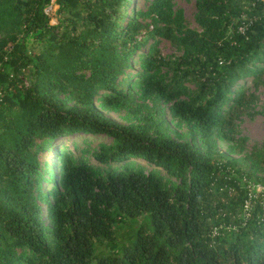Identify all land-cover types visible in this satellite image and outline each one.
I'll return each mask as SVG.
<instances>
[{
    "label": "trees",
    "instance_id": "obj_1",
    "mask_svg": "<svg viewBox=\"0 0 264 264\" xmlns=\"http://www.w3.org/2000/svg\"><path fill=\"white\" fill-rule=\"evenodd\" d=\"M194 9L197 30L170 0H0V264H264V143L241 154L234 123L264 90V0ZM74 135L111 142L92 163Z\"/></svg>",
    "mask_w": 264,
    "mask_h": 264
},
{
    "label": "rangeland",
    "instance_id": "obj_2",
    "mask_svg": "<svg viewBox=\"0 0 264 264\" xmlns=\"http://www.w3.org/2000/svg\"><path fill=\"white\" fill-rule=\"evenodd\" d=\"M151 0H134L135 9L145 11ZM194 2L195 0H170L174 9H179L182 11L183 19L185 25L193 30H197V26L194 23ZM128 11V9H127ZM56 20H49V24L54 25ZM147 20L141 21V24H146ZM139 38H145L144 35H140ZM157 48L159 51L160 57L165 60L170 59L172 56L177 55V52L169 45L168 42L164 40H158ZM145 47L141 48L139 51L143 52ZM137 70V67H133V71ZM131 72V71H130ZM165 70L161 71V75ZM264 81V76L262 78ZM189 89H193V86L189 85ZM247 91L254 94L257 97V100L247 108V111L241 115L234 123L238 133V137L244 138L245 143L243 145L241 154H248L252 149L260 147L264 143V119L258 115L264 108V90L261 86H253L251 83H247ZM100 108V107H99ZM101 109V108H100ZM163 109V121L167 125V134L173 138H179L182 140H188V133L185 127L172 121L167 115L164 107ZM101 112L109 117L110 119L120 123L128 124L130 122H135L133 116L128 113L125 109L118 108L114 111L112 110H102ZM61 144H65L72 156L74 157L77 154L78 150H84V157L91 160L90 153L96 152L101 145H109L110 139L104 136H82L74 135L68 138L62 139L59 141ZM59 143H57L58 145ZM218 148L225 152L226 144L218 143ZM230 156H235L230 154ZM92 163H94L91 160ZM140 162V161H139ZM146 166V165H144ZM148 169V167H147ZM146 169V170H147ZM257 176H264L263 173H257ZM139 223V221H137ZM133 223L131 226L136 227L138 223ZM117 238L119 241H122L125 238L127 232V227L120 225L117 227Z\"/></svg>",
    "mask_w": 264,
    "mask_h": 264
},
{
    "label": "built area",
    "instance_id": "obj_3",
    "mask_svg": "<svg viewBox=\"0 0 264 264\" xmlns=\"http://www.w3.org/2000/svg\"><path fill=\"white\" fill-rule=\"evenodd\" d=\"M43 14L47 16L49 20H55V7L52 5V2H50V4L43 9ZM251 190H254L256 193H261L262 195H264V187L260 185L251 186ZM244 209L246 210L247 206H244Z\"/></svg>",
    "mask_w": 264,
    "mask_h": 264
}]
</instances>
